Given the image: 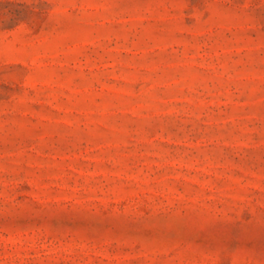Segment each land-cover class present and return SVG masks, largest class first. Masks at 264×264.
<instances>
[{
    "label": "rangeland",
    "instance_id": "obj_1",
    "mask_svg": "<svg viewBox=\"0 0 264 264\" xmlns=\"http://www.w3.org/2000/svg\"><path fill=\"white\" fill-rule=\"evenodd\" d=\"M0 264H264V0H0Z\"/></svg>",
    "mask_w": 264,
    "mask_h": 264
}]
</instances>
